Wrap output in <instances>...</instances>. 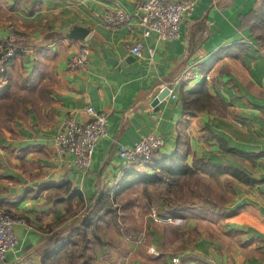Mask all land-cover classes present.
Listing matches in <instances>:
<instances>
[{
  "label": "crops",
  "instance_id": "1",
  "mask_svg": "<svg viewBox=\"0 0 264 264\" xmlns=\"http://www.w3.org/2000/svg\"><path fill=\"white\" fill-rule=\"evenodd\" d=\"M140 1L0 0V46L17 30L28 48L0 75V211L29 224L17 229L20 243L0 264H175L174 257L179 264H264V19L249 17L261 0H195L174 41L144 37ZM120 9L131 21L104 25V15ZM75 25L89 30L85 39L66 37ZM139 42L142 54L136 56L131 49ZM83 45L91 49L89 63L72 71L69 59ZM121 49L134 60L122 65L127 56ZM204 79L214 107L186 113L182 93ZM166 86L178 98L167 97L155 108ZM88 106L106 113L109 124L92 167L83 172L54 143L67 119L91 120ZM154 131L166 139L164 157L181 140L190 165L201 158L217 167L200 173L212 192L219 183L220 201L210 198L215 207L167 206L162 195L166 207L142 209L140 237L124 241L123 257L105 248L78 262L71 249L83 237L82 216L97 195L130 197L125 206L138 214L132 197L146 200L138 192L143 185L116 196L114 191L126 170H156L145 161L126 166L118 151ZM72 228L70 243L53 239ZM62 243L66 256L54 259Z\"/></svg>",
  "mask_w": 264,
  "mask_h": 264
},
{
  "label": "built area",
  "instance_id": "2",
  "mask_svg": "<svg viewBox=\"0 0 264 264\" xmlns=\"http://www.w3.org/2000/svg\"><path fill=\"white\" fill-rule=\"evenodd\" d=\"M141 11L139 24L143 28L144 37L152 34L157 35L161 41H174L180 38L182 25L195 6V0H143L137 3ZM132 17L124 10H116L113 13H106L103 23L106 26L119 27L131 21ZM19 35L12 33L9 37L10 46L0 54V75H5L11 61L17 52L28 51V48L13 47L12 43L18 41ZM143 45L141 42L131 49L136 56L142 54ZM91 49L87 45L79 48L78 52L69 59V68L72 71L84 69L89 63ZM154 51L151 50V56ZM207 78H209L207 76ZM168 97L177 99L178 95L172 87ZM86 111L91 115V120L82 123L75 118H69L58 131L55 139V147L61 154H71L75 157L76 164L83 172H88L94 161L96 147L101 139L108 135V116L106 113L96 111L88 106ZM166 139L159 132L143 134L132 145L122 144L119 147L118 157L126 166L133 165L139 161L147 162L155 153H163L166 148ZM170 221L171 218H166ZM29 224L24 217L16 216L9 211H0V261H4L8 254L14 252L20 238L17 234L18 228H28ZM151 251L154 252V249ZM175 264L180 263V257H174Z\"/></svg>",
  "mask_w": 264,
  "mask_h": 264
},
{
  "label": "rangeland",
  "instance_id": "3",
  "mask_svg": "<svg viewBox=\"0 0 264 264\" xmlns=\"http://www.w3.org/2000/svg\"><path fill=\"white\" fill-rule=\"evenodd\" d=\"M12 33H16L20 36L19 39L17 37L18 41L16 40L12 43V46L19 47L21 45L22 47H25L26 44L24 42V36L21 33H18L17 30H13ZM9 46L10 42L8 38L7 47ZM7 47H3L1 45L0 54ZM21 54H23V52L19 50V54L17 53L15 58ZM200 171L201 170H199L193 177L179 178L180 181L178 180L179 182L177 184L175 183L173 186H168L166 183L155 185L150 188V195H146L144 193L143 187V189L138 192H143L146 200H141L139 194H135L132 197L135 199L133 201L136 202L137 209L139 211L138 214L130 211L129 207L125 206V204L128 203V199H131L130 197H120L118 200H116V198L112 199V208L109 209L102 217L99 215V226L97 227L93 225L88 227L86 229V238L82 237L81 240L79 239V244L71 249V254L78 257V262L80 263L81 261H85V258L91 259L94 254L96 255L98 251H103L105 248L111 255H113L114 249L117 253V257H123L126 249L124 241L128 243L129 239L136 240L138 239V236L140 237L139 230L142 224L140 215L141 212L147 211L148 208H151V205H157L158 203L162 205L163 203L165 204L166 201L161 200L162 198H160L162 195H166V199L168 201V203H166L169 206L207 205L208 202L211 204L214 201L210 200V198L218 199V201H220L219 195L221 193V189L219 183H217V188L214 186L212 192V183L210 180L205 179V177L201 175ZM224 198L225 197L223 196V200ZM206 201L208 202L205 203ZM92 208L93 203L90 202L89 205L85 207L84 215L82 217L86 216L89 212L91 213ZM81 209L82 207L80 210ZM105 245L107 247H105ZM152 249L153 247H150L148 250L151 251ZM103 254L104 252L100 255L103 256Z\"/></svg>",
  "mask_w": 264,
  "mask_h": 264
},
{
  "label": "trees",
  "instance_id": "4",
  "mask_svg": "<svg viewBox=\"0 0 264 264\" xmlns=\"http://www.w3.org/2000/svg\"><path fill=\"white\" fill-rule=\"evenodd\" d=\"M251 20L264 19V0H261L260 6L254 10L249 15ZM3 47H7V42L4 40L1 42ZM239 46V44H237ZM19 54V52H17ZM183 99V108L186 113H197L204 110H208L214 107L212 102V95L207 86V81L204 79L195 89L191 91H184L182 93ZM186 144L182 143L181 140L177 146L176 151L171 156H163L160 153H155L153 157L147 162L156 170L154 174L140 173L135 169H128L123 173L121 180L119 181L117 189L114 191L113 196L119 195L122 192L135 187L137 185H143L144 193L150 195V188L158 184H169L172 185L177 179L181 177H193L198 173L199 170L203 172H216L217 167L211 166L204 162L201 158H196L193 163L190 165L187 162L189 150L186 148ZM160 170V171H158ZM112 199L110 198V192L102 195H97L91 203H93V208L91 213L89 212L81 220V225L83 226L82 232L83 237L86 238V229L90 226L96 224L97 215L100 214L102 217L109 209L112 207ZM206 201L205 203H207ZM166 204L163 203V206ZM169 206V205H167ZM207 206L215 207L207 203ZM175 209V208H172ZM173 211V210H172ZM173 214H175L173 212ZM170 217H176V215H171ZM75 228L69 229L65 232L55 235L53 239L56 242L61 240H66L70 243L73 238L76 236ZM64 243V242H63ZM57 244L55 250L53 251L52 256L55 258L61 257L62 255L66 256L65 245ZM51 254V253H50Z\"/></svg>",
  "mask_w": 264,
  "mask_h": 264
},
{
  "label": "water",
  "instance_id": "5",
  "mask_svg": "<svg viewBox=\"0 0 264 264\" xmlns=\"http://www.w3.org/2000/svg\"><path fill=\"white\" fill-rule=\"evenodd\" d=\"M89 34V30L85 27L75 25L72 27V29L68 32H66V37L70 39H85ZM122 51V49H121ZM128 55V51H122L121 57L124 58ZM134 60L133 56H127L125 61H123L122 65L127 64L128 62H132ZM109 62L112 64H117L118 60L109 58ZM170 94V88L168 86L164 87L160 93L155 97L153 101V106L155 108H158L159 104L164 101Z\"/></svg>",
  "mask_w": 264,
  "mask_h": 264
}]
</instances>
